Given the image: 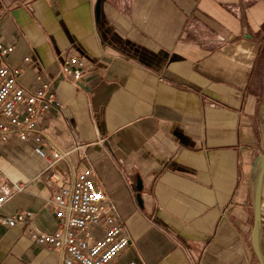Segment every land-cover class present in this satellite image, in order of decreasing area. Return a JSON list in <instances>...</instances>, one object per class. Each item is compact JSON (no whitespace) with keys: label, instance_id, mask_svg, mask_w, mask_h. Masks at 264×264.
I'll return each instance as SVG.
<instances>
[{"label":"crops","instance_id":"0c3cea01","mask_svg":"<svg viewBox=\"0 0 264 264\" xmlns=\"http://www.w3.org/2000/svg\"><path fill=\"white\" fill-rule=\"evenodd\" d=\"M96 3L0 0V36L24 86L68 54L89 60L79 86L55 82L65 108L40 126L59 147L89 144L134 242L111 264H259L249 177L262 148L264 0H103L99 17ZM47 165L32 139L0 142V166L26 185L0 213L33 212L31 225L0 223V264H61L30 230L57 229V173L71 182L85 163L72 153Z\"/></svg>","mask_w":264,"mask_h":264},{"label":"built area","instance_id":"2783aa9c","mask_svg":"<svg viewBox=\"0 0 264 264\" xmlns=\"http://www.w3.org/2000/svg\"><path fill=\"white\" fill-rule=\"evenodd\" d=\"M14 49V43L0 36V142L6 143L13 136L23 141L32 139L34 152L47 161V169H54L72 153L85 163L83 170L71 168V182L66 174L57 173L60 185L48 198V203L56 207L57 229L47 233L31 228V236L51 251H58L61 264H111L134 242L120 210L96 173L88 153L89 144L76 140L70 148L59 147L40 126L42 119L60 115L65 108L55 82L64 80L79 86L80 80L91 71L89 60L82 54H68L51 79L37 75L33 85L24 86L20 83L23 67L3 60ZM31 61L30 55L24 58L25 63ZM25 188V183L0 166V208ZM32 219L30 210L11 216L0 213V223L10 227L31 225ZM130 264L146 263L133 260Z\"/></svg>","mask_w":264,"mask_h":264},{"label":"water","instance_id":"95a60500","mask_svg":"<svg viewBox=\"0 0 264 264\" xmlns=\"http://www.w3.org/2000/svg\"><path fill=\"white\" fill-rule=\"evenodd\" d=\"M103 0H97L96 12L100 16ZM263 151L255 158L249 177V191L253 209V226L251 228V245L259 264H264L263 208H264V101L260 112ZM142 189V180L137 183Z\"/></svg>","mask_w":264,"mask_h":264},{"label":"rangeland","instance_id":"374dc122","mask_svg":"<svg viewBox=\"0 0 264 264\" xmlns=\"http://www.w3.org/2000/svg\"><path fill=\"white\" fill-rule=\"evenodd\" d=\"M262 151H263V147L261 148L260 153H261ZM260 153H258V155H259ZM258 155H257V156H258ZM251 211H252V221H251V222H252V226H253V219H254V218H253V217H254V216H253V209H251ZM263 223H264V221H263ZM263 239H264V225H263ZM257 261H258V259H257ZM258 263H259V261H258Z\"/></svg>","mask_w":264,"mask_h":264},{"label":"bare ground","instance_id":"6f19581e","mask_svg":"<svg viewBox=\"0 0 264 264\" xmlns=\"http://www.w3.org/2000/svg\"><path fill=\"white\" fill-rule=\"evenodd\" d=\"M263 215H264V208H263Z\"/></svg>","mask_w":264,"mask_h":264}]
</instances>
